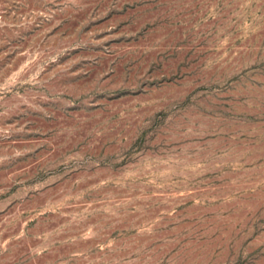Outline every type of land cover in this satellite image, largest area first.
Wrapping results in <instances>:
<instances>
[{"label": "rangeland", "instance_id": "374dc122", "mask_svg": "<svg viewBox=\"0 0 264 264\" xmlns=\"http://www.w3.org/2000/svg\"><path fill=\"white\" fill-rule=\"evenodd\" d=\"M0 264H264V0H0Z\"/></svg>", "mask_w": 264, "mask_h": 264}]
</instances>
